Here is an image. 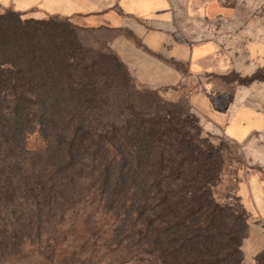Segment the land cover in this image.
Listing matches in <instances>:
<instances>
[{"label": "trees", "instance_id": "1", "mask_svg": "<svg viewBox=\"0 0 264 264\" xmlns=\"http://www.w3.org/2000/svg\"><path fill=\"white\" fill-rule=\"evenodd\" d=\"M81 31L0 11V264H55L69 222L107 236L104 257L122 253L104 264H244L248 213L213 191L221 149L188 108H136L131 94L153 91L107 47L86 48ZM35 134L42 145L29 149Z\"/></svg>", "mask_w": 264, "mask_h": 264}, {"label": "crops", "instance_id": "2", "mask_svg": "<svg viewBox=\"0 0 264 264\" xmlns=\"http://www.w3.org/2000/svg\"><path fill=\"white\" fill-rule=\"evenodd\" d=\"M0 0L25 18L68 20L111 35L107 48L134 84L164 98H186L204 132L236 144L260 145L249 166L264 169V83H221L264 66V27L238 23L244 0ZM248 213L244 258L264 251V175L247 170L235 190Z\"/></svg>", "mask_w": 264, "mask_h": 264}, {"label": "rangeland", "instance_id": "3", "mask_svg": "<svg viewBox=\"0 0 264 264\" xmlns=\"http://www.w3.org/2000/svg\"><path fill=\"white\" fill-rule=\"evenodd\" d=\"M228 2L231 5L235 4L234 0H229ZM238 23L245 25L253 24L255 26L259 25V27H264V0H244V3L238 6ZM261 34H264V32ZM110 37L111 35L105 31L94 32L86 30L80 32L81 43L86 48L94 52L104 53ZM261 69L263 72L262 75L264 76V66L261 67ZM238 78V74L231 71L225 76L218 77L216 80L227 84L237 83L236 81L241 79ZM120 100L123 99H115L111 105L115 108L121 107L123 103H121ZM130 101L135 103L134 105L136 108L149 110L152 113H164L165 111L171 109V105L173 104H177L182 108H188L189 112L192 113L184 96H180L179 99L174 100L172 98H164L157 92L153 91L131 94ZM262 104L264 108V99L262 100ZM195 117L197 116L195 115ZM203 135L211 136L213 145L221 149L222 174L218 185L213 189L215 197L220 203L229 202L230 200L227 199L228 197H235V190L241 178L244 177L245 171L250 169L252 171L261 172L264 175V169H255L257 166H249L250 156L260 145L255 144L248 146L245 144H236L224 138L212 136L209 133L204 132V130ZM41 145L42 144L37 134L32 135L27 141V147L29 149H38ZM79 221H81V218ZM92 222H95V220H92ZM70 224L71 222L64 223L61 230L58 231L57 243H61L55 245L56 248L52 252L54 259L56 260L55 264H96V262H99L100 259L102 260V263L100 264H104L105 261L108 262L109 260L122 256V253H117L104 257L105 248H103L102 245L107 241V239H109L107 236H103L99 239L96 237L94 238L93 236L91 238L90 233L92 232V229L90 227L83 226L81 222L77 225H73V227H70ZM62 237H66L67 240L64 239L65 241H63ZM93 244H97L98 247L94 248L92 246ZM48 253L49 252H47V254ZM242 256L244 264H255L256 256L252 257V259L244 258L243 251ZM30 259L32 261H30ZM34 259L35 258H29V260H22L16 264H41L34 262ZM121 259H125V256L121 257ZM42 264L45 263L42 262Z\"/></svg>", "mask_w": 264, "mask_h": 264}]
</instances>
